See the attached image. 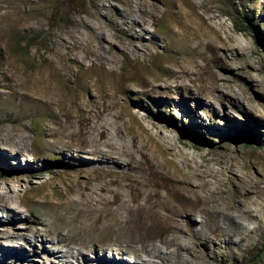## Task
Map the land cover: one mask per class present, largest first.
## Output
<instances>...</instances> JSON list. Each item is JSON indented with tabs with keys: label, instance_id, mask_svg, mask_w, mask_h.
Masks as SVG:
<instances>
[{
	"label": "rangeland",
	"instance_id": "rangeland-1",
	"mask_svg": "<svg viewBox=\"0 0 264 264\" xmlns=\"http://www.w3.org/2000/svg\"><path fill=\"white\" fill-rule=\"evenodd\" d=\"M139 1L0 0V118H20L26 141L38 150L45 133L57 127L55 120H66L51 104L62 95L72 126L65 135L74 131L66 138L74 147L54 161L38 159L35 164L31 157H10L0 145V192L9 187L19 197L21 220L15 226L26 225L25 218L33 220L37 224L24 230L25 235L36 229L43 239L66 240L76 248L87 244L91 249L120 235L129 262L141 247L133 242L137 239L163 251L167 264H264V51L251 32L234 29L241 0H142L158 5L148 8L153 18L141 16ZM243 1L249 14L264 20V0ZM263 20L257 28L262 36ZM85 24L101 28L91 35ZM123 46L134 49L136 56L126 54ZM175 71L183 72L179 84L171 79L163 83ZM17 83L25 89L12 106L4 105L7 85ZM28 90L32 108L20 100ZM170 114L182 124L163 121ZM103 127L132 155L121 158L101 145L95 157L128 166L101 162L80 171L78 143L99 139L97 129ZM182 130L193 132L195 140ZM248 132L259 142L249 141ZM64 167L67 175L59 179ZM179 172L190 175L199 195L210 200L202 206L204 214L192 215L194 229L183 219L187 237L181 243L193 248L196 258L185 251L169 254L161 242L170 235L161 220L112 203L113 191L124 201L132 199L137 183L130 177L162 182L169 175L179 178ZM96 173L98 179L89 181ZM118 173L128 178H116ZM86 181L90 189L83 191L85 196L110 202L106 218H97V212L87 217L88 210L100 209L96 201L79 213L82 206L73 188L84 189ZM245 210L255 218L247 219ZM112 218L119 226L111 225ZM15 226L7 230L15 232ZM8 243L0 240V264H23L18 251L5 254ZM46 244V251L66 250L63 243ZM43 256H33L31 263L46 264Z\"/></svg>",
	"mask_w": 264,
	"mask_h": 264
},
{
	"label": "bare ground",
	"instance_id": "bare-ground-1",
	"mask_svg": "<svg viewBox=\"0 0 264 264\" xmlns=\"http://www.w3.org/2000/svg\"><path fill=\"white\" fill-rule=\"evenodd\" d=\"M138 4L141 6V9L139 10L141 16L147 18L154 17V13H151L148 10V8L152 7L153 10H156L158 9L157 8L158 5H155L154 3L149 4L142 0L139 1ZM96 6L98 7L99 5L96 4ZM130 6L133 10V13L135 14L136 12L134 6L132 4ZM133 25L138 26V23L133 22ZM85 26L89 31H91L90 32L91 35L97 34L99 29L101 28V27H96L95 25L89 26L85 24ZM136 38L137 40H139L138 37ZM123 48L126 54H132L133 56H136V51H134V49H130V47L128 48L124 46ZM93 53L97 55V51H93ZM182 73H183L182 71L181 72L175 71L174 75L171 74L170 78L166 77L162 81L163 83H166L167 81H169V79H171L172 83L179 84L177 80L183 78ZM180 83H183V81H181ZM23 86H21L18 83L15 85L8 84L7 88L9 89V92H7L5 94V97L2 98V102L4 103V105L12 106L14 104V100L18 96V92L25 89V87ZM31 89L35 90L36 86L34 87L31 86ZM27 92H29V90L22 93L23 98H21L20 100L23 101L24 103L23 107L32 108L35 104ZM61 96L57 97L56 99L54 98V101H52L51 104L58 107L59 110L58 114L60 116L63 115V117L65 116L66 120L63 123H59L58 121L55 120L57 127L51 128L45 133L43 144L40 146L38 150H34L32 146H30V143L26 141V138H29V136L25 134L24 129L22 128V125L20 123L21 122L20 118L18 117H12V118L10 117L5 119L0 118V145H2L1 147L5 149L6 154H8L10 157H21L24 159H28L29 157H31L35 159V161L33 162L35 164H38L36 162L38 159L45 161H54L56 159L66 157L68 155V153L72 150L74 145L66 138L70 139L71 136L74 134V131L69 132L67 135H65V131L67 129L70 130V127L72 126L70 120L67 119L68 113L66 109V99L64 97L62 98ZM45 97H47L46 94ZM44 103L50 106L49 100L46 99ZM107 125L111 129L115 128L111 122H107ZM103 128L104 130L97 129V133L100 136L99 139L97 138L92 140L90 139L91 141L89 140L90 141L89 142L83 138L82 141L78 143L75 152H77L78 158L81 159V161L78 162L80 171H83L82 167L86 165H91L94 168L98 163L101 162H108L116 167L128 166V164H121L119 162L114 164L104 159L98 160L95 157L96 156L95 150L98 149V146L101 145L110 148L113 151V153L118 155V157L120 156L121 158L125 156L129 157L130 155H132L130 151H123L124 147L122 143H116L115 141L116 139L114 135L111 137L107 136L109 132L108 128L106 127ZM102 139L105 140H103L102 142L101 141ZM68 164H73V163H68ZM153 167L154 166L149 165L147 167V170L152 171ZM65 168L68 167H64V169H62V172L58 176L59 179L63 178V175L66 174L65 170L67 169ZM134 168L139 169V166H134ZM179 174H180L179 178L169 175L168 177L163 179L162 182L152 181L150 183H147L145 179L139 181L130 177L132 182L137 183V187L136 186L134 187L135 193L133 194L132 199L129 202L124 201L121 198L119 192L113 191L114 199L112 203L113 204L120 203V205L127 204L128 209L130 210L133 208L136 210H143L147 213V215L151 219L161 220L165 224L167 233L170 235V239L168 240L165 239L161 242L163 247L170 251L169 254H172L174 252L178 253L179 251H185L191 257L196 258V251L193 250V248L188 249L189 247L187 248L186 245H184L185 242L184 244L181 243L182 241H185L184 239H186L187 237L186 235L187 231L184 228L185 221L183 219L187 218L189 222V227L194 229L195 222L192 219V215L198 213L204 214L202 206L204 204L208 205L210 203V200L204 199L201 197V195H199L194 185V182L192 181L193 178L190 175L185 173L182 174L180 172ZM117 177L120 179L128 178L127 175H122L119 173L116 176V178ZM67 178L69 177L67 176ZM97 179L98 176L96 173V175L91 177L89 181L97 180ZM70 180L68 179V181ZM140 186L143 188V190L138 189V187ZM148 186L153 187L152 192L147 191ZM8 188L3 187V190L0 192V230H1L0 232L2 233V236H0V240L5 239L6 241L9 242L7 247L4 248L5 254H7V256L8 254L11 256V254H14L15 252L18 251V254L21 255V257L23 258V262H24L23 264H32L31 262H33V256L41 255V254L44 255L43 259H45L46 264H68V262H73V261L74 264H94L93 262L95 261L97 264H155L156 263L155 259L157 258L160 259L164 264H167L166 262H164V260L166 259H164L165 255L163 251H159L157 246L148 247L145 245V243L142 242L143 240H137V239H135V241L133 242L141 243V247L137 248L136 251L134 252L135 259L129 262L128 260H126L127 259L126 255L129 254V249L121 244L122 237L120 235L116 239L113 240L107 239L101 243L93 244V247L91 249H88L87 244H83L81 247L78 246L79 248H76L75 246L70 247L69 246L70 244H68L66 240L57 239L55 241H52L51 239H47V238L43 239L41 237V234L36 229L32 235H25L23 231L24 230L26 231L27 229H29V231H32L31 230L32 226L37 224V222L25 218L22 222L26 223V225L15 226L16 222L17 221L19 222L21 220L20 211L18 210L20 206L19 203H17V201H19L18 200L19 197L16 194L15 195L11 194ZM73 189L75 192L79 194L78 203L80 204V206H82V209L79 211V213L83 215L86 211L84 207L89 206L93 203V201H96V204L101 205L100 209L88 210L90 213L87 214V217L89 218L93 212H97V218L107 217V215L105 214L106 211L105 208L110 204L109 201H105L104 199L102 200L101 197L99 199H92L91 197L89 196L87 197V195L86 196L84 195L83 191L90 189L88 186V181L85 182L84 189H79V188L76 189L73 188ZM103 190L104 189H100L99 192H102ZM131 190H133V188ZM162 190L164 191V193L162 192ZM56 192L59 193L58 190ZM184 192L187 195L186 197H184L183 194ZM210 194H212V192ZM60 197L66 199V196H64L63 194H61ZM43 199L48 200L49 199L48 195L44 194ZM139 199L142 200V203L138 202ZM177 200H179L178 204L175 203V201ZM129 203L132 204L130 205ZM243 215L249 220L250 219L253 220L255 218V216L249 210H245L243 212ZM39 223L44 226L43 223L41 222ZM111 225L119 226V221L117 220V218L116 220L113 218L111 219ZM14 226L17 228L16 229L17 231L9 232L7 230L10 227L12 229V227ZM82 229L84 230V232H90L89 228L82 227ZM47 240L51 242V244L53 245H56L57 243H63L64 247H66V250L62 251L57 247H55L52 250L46 251L45 249L48 245L46 244L48 243ZM88 241L89 243L92 244L91 239L90 240L88 239ZM24 248L29 249L30 252L28 251L26 252ZM206 264H209V262L207 261Z\"/></svg>",
	"mask_w": 264,
	"mask_h": 264
},
{
	"label": "trees",
	"instance_id": "trees-1",
	"mask_svg": "<svg viewBox=\"0 0 264 264\" xmlns=\"http://www.w3.org/2000/svg\"><path fill=\"white\" fill-rule=\"evenodd\" d=\"M243 2H244L243 0L239 2L241 9L240 13L237 12L236 16L233 17L234 29L237 33H244L246 31L251 32L258 48L264 51V36H262L257 29L258 26L261 25L263 19L262 18L256 19L254 15L249 14L248 11L244 9ZM163 121L170 123L174 127H177V123L179 122L182 124L181 120L177 119L171 114ZM182 131H184V136H189L190 138L195 140V135L193 134V132L187 130H182ZM231 132H232V128H228L227 133H231ZM237 134L240 135V132ZM247 136L249 137V141L254 140L259 142L260 140L259 137L257 138L256 135L250 134L249 132ZM261 249L262 251L264 250V243Z\"/></svg>",
	"mask_w": 264,
	"mask_h": 264
}]
</instances>
